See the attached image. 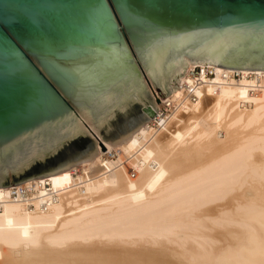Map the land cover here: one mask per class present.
Returning a JSON list of instances; mask_svg holds the SVG:
<instances>
[{"label":"bare ground","instance_id":"bare-ground-1","mask_svg":"<svg viewBox=\"0 0 264 264\" xmlns=\"http://www.w3.org/2000/svg\"><path fill=\"white\" fill-rule=\"evenodd\" d=\"M184 60L161 126L148 127L152 117L106 143L80 114L97 154L15 186L24 196L0 188V264H264V71ZM197 66L241 77L192 102ZM113 150L119 157L106 159Z\"/></svg>","mask_w":264,"mask_h":264},{"label":"water","instance_id":"water-1","mask_svg":"<svg viewBox=\"0 0 264 264\" xmlns=\"http://www.w3.org/2000/svg\"><path fill=\"white\" fill-rule=\"evenodd\" d=\"M127 46L163 101L185 56L264 71V0H0V188L97 154L80 114L109 143L159 112Z\"/></svg>","mask_w":264,"mask_h":264},{"label":"built area","instance_id":"built-area-1","mask_svg":"<svg viewBox=\"0 0 264 264\" xmlns=\"http://www.w3.org/2000/svg\"><path fill=\"white\" fill-rule=\"evenodd\" d=\"M241 77L240 72H230V71H222L217 75V70L211 67H203L197 66L191 72L190 81L186 84L189 93V99L192 102H196L199 99L198 91L202 90L207 86H213L214 88H218L220 85H223L226 82H230L232 80H237ZM174 103L169 101V99H165L162 101V106L160 107L159 112L154 116L149 126H161L167 119L172 109H174ZM134 175V173H133ZM28 193V189L25 187H12L13 198H17L19 195H26ZM48 204H44V208H47Z\"/></svg>","mask_w":264,"mask_h":264},{"label":"rangeland","instance_id":"rangeland-1","mask_svg":"<svg viewBox=\"0 0 264 264\" xmlns=\"http://www.w3.org/2000/svg\"><path fill=\"white\" fill-rule=\"evenodd\" d=\"M157 94V97H158V93ZM91 129V128H90ZM119 157V153L115 150L111 151L108 155H106V159H117ZM79 175H80V172H79Z\"/></svg>","mask_w":264,"mask_h":264}]
</instances>
